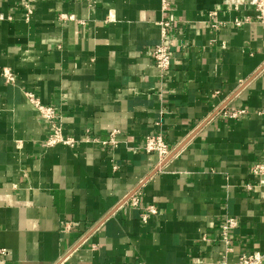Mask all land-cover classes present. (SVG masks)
<instances>
[{
    "label": "crops",
    "instance_id": "obj_1",
    "mask_svg": "<svg viewBox=\"0 0 264 264\" xmlns=\"http://www.w3.org/2000/svg\"><path fill=\"white\" fill-rule=\"evenodd\" d=\"M24 4L0 0V264H235L263 252L264 184L252 167L264 162V24L254 7L36 0L27 19ZM165 22L173 60L161 73L152 54ZM26 92L56 109L74 146H47ZM113 131L117 146L105 144ZM158 134L173 149L163 163L142 149ZM230 217L239 226L227 252Z\"/></svg>",
    "mask_w": 264,
    "mask_h": 264
},
{
    "label": "built area",
    "instance_id": "obj_2",
    "mask_svg": "<svg viewBox=\"0 0 264 264\" xmlns=\"http://www.w3.org/2000/svg\"><path fill=\"white\" fill-rule=\"evenodd\" d=\"M36 0H25L24 7L26 9V18L29 19L32 14H34V3ZM235 5L238 7L241 4L248 3L254 7L256 11L255 21L260 24H264V0H235ZM0 18H2L0 16ZM249 21V19L247 20ZM243 21L236 19L235 25L241 26ZM169 24L167 22L162 24L163 28V37L161 43L153 51L152 57L155 63L156 68L161 72L165 73L171 69L172 65V50L173 43L167 41V28ZM216 25H214L215 27ZM217 27V26H216ZM4 77L6 78L7 83L14 84L16 82V77L10 70H4ZM27 100L37 111L39 116L47 122L49 126V136L47 140L48 147H55L58 145H68L74 146L76 141L68 137L65 133V127L62 122L61 117L57 114L56 109L53 106L46 105L41 102V100L36 96V94L31 92H26ZM245 111H240L234 113L231 116L237 117L244 114ZM118 131H113L110 135L109 141H106L105 144L109 145H118L117 141ZM142 149L145 153L155 154L161 163H163L172 153L173 149L166 142L165 137L161 134L150 135L145 138V141L142 145ZM252 173L259 177L260 183L264 184V162H260L252 167ZM253 186L248 185V190H252ZM132 203L134 206L138 207L140 205V200L138 195L132 196ZM156 214V210L153 207L146 209L142 214V217L145 221L148 219V215ZM239 226L237 219L230 217L226 219L224 225L222 226V242L226 245V251L231 252V240L229 238L230 232ZM0 254L8 255L9 251L0 250ZM58 264H67V257L61 259ZM235 264H264V251H255L252 253H244L238 256V259Z\"/></svg>",
    "mask_w": 264,
    "mask_h": 264
}]
</instances>
